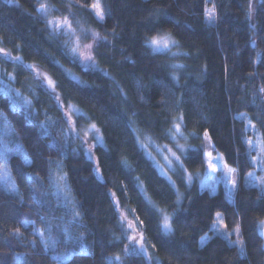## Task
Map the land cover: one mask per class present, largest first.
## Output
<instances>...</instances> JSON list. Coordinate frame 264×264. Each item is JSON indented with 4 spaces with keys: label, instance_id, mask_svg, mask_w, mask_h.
Returning a JSON list of instances; mask_svg holds the SVG:
<instances>
[{
    "label": "trees",
    "instance_id": "obj_1",
    "mask_svg": "<svg viewBox=\"0 0 264 264\" xmlns=\"http://www.w3.org/2000/svg\"><path fill=\"white\" fill-rule=\"evenodd\" d=\"M47 1L70 10L69 20L77 35H81L83 28L108 38L96 50V61L114 79L103 72L84 70L66 54L61 46L64 40L50 32L46 17L38 10L42 0H0V48L8 54L0 53V68L2 72L13 73L17 77L16 84L24 91L26 79L32 72L24 65L40 67L56 81L65 111L76 107L88 114L90 119L82 123H95L104 137L105 146H97L94 150L103 180L98 181L91 174L92 165L83 156L77 159L48 149L45 146L48 141L37 137L38 127L26 125L24 109L13 107L11 100L0 93V141L8 149L5 157L0 146V170L3 166L11 169L12 182L19 185L26 201L20 205L16 200L0 196V261L23 264L14 260L15 252L25 254L29 264H56L50 252L43 253L39 237L36 245H31L9 235L13 228L21 227L24 236L32 239L31 227L20 225L21 219L30 218L36 221L37 227L45 228L36 209L29 207L31 193L26 178L21 175V167L43 179L41 191L51 192L54 188L47 169L57 170L55 163H46V158L51 157L68 173L78 202L77 210L81 212L82 223L87 225V228L78 227L73 231L84 232L90 245V255L74 256L65 264H109L106 257L115 255L121 257L123 264H147L143 257L127 256L124 251L130 242L124 239L118 225L116 201L129 222L136 221V228L152 254V264H157V260L159 264H264V248L261 247L264 237L259 234V220L264 219V197L259 188L245 186L247 173L255 169V164L250 163L254 151L251 156L246 155L248 146L243 139L249 138V131L244 132L243 138L241 135L248 120L264 130V123H261L264 102L260 98L264 94L259 92L264 86V3L252 0L255 12L249 22L246 18L249 0H102L105 20L101 22L90 8L96 0ZM213 4L219 19L215 27H208L203 8ZM154 8L162 10L158 19L149 18ZM252 25H255V32ZM152 28L170 30L186 52L191 53V56L182 53L179 58V64L185 65L183 69L177 65L181 75L179 85L169 78L174 69L168 66V57L153 56L143 47V34H154L150 31ZM113 30L116 35H112ZM17 56L21 57L20 61L9 58ZM53 59L59 64L50 62ZM66 68L77 73L89 87L77 86L68 78ZM33 79L35 93L30 95L32 106L39 112L37 119L44 121L47 109V117L60 120V126L67 128L62 113L53 106L55 101L41 89L34 75ZM121 89L127 93V99ZM161 100L167 103L161 104ZM177 101H180L178 105ZM134 110L138 115H132ZM118 112H126L135 129L137 126L162 143L172 141L164 130L171 127L173 117L181 114L186 125L184 129L188 133L195 131L201 137L192 138L194 144L200 145L207 130L214 150L221 152L226 163L238 170L240 179L234 203L226 199L223 184L212 195L208 189H200L201 180L197 177L190 188L179 173H173L176 182L169 180L154 160L144 154L145 149L136 144L131 129L118 117ZM241 112L248 118L243 122L239 118ZM73 119L78 121L79 127L81 122L75 112ZM58 132L59 127L54 126L53 135ZM59 139L63 143V134ZM17 143L24 145L30 157L40 153L36 156L35 167L25 165L23 158L16 154ZM78 147L72 143L69 151ZM122 160L127 161L129 167H124ZM184 163L190 172L207 169L204 162L184 159ZM137 184L143 186V191ZM177 191L183 197L178 220L173 215L177 213ZM49 199L54 198L50 196ZM149 201L173 216L175 232L171 237H161L158 220L162 218L149 210ZM217 211L223 213L229 231L239 225L246 257H240L236 247L214 234L203 245L200 243L204 234L212 232L209 229ZM41 212L55 217L54 224H61L58 218L65 215L63 208L43 207ZM66 219H70V214ZM140 220L144 221L143 225L139 224ZM53 232L55 234V228ZM57 250L63 253L65 247L61 244ZM110 264H121V261L111 260Z\"/></svg>",
    "mask_w": 264,
    "mask_h": 264
},
{
    "label": "snow or ice",
    "instance_id": "obj_2",
    "mask_svg": "<svg viewBox=\"0 0 264 264\" xmlns=\"http://www.w3.org/2000/svg\"><path fill=\"white\" fill-rule=\"evenodd\" d=\"M73 3H75V0H73ZM261 3H264V0H261ZM76 6L81 7L79 4ZM90 8L93 10L97 20L101 22L105 20V11L100 0H96L95 3H92ZM38 10L46 17L45 23L53 35L57 37L60 35L73 37L71 40H64L62 42L61 46L64 48L67 55H69L74 61L79 62L84 70L103 72L106 77L114 79L111 77L110 73L100 68V65L95 59V55L93 54L96 50H98L101 43L107 42L108 38L106 36H102L98 32H95L91 29L83 28L81 35H77L76 29L72 26V22L69 19L60 17H52L51 19H47L50 11L49 5L47 3H40L38 5ZM51 10L59 11V9L54 7ZM254 12L255 9L252 6V0H249V6L246 12V18L249 22H251ZM110 13L111 9L109 7L108 14L110 15ZM161 13L162 10L160 8H154L150 13L149 18L158 19ZM164 14L166 15V13ZM203 15L205 24L208 27L216 26L219 17L217 15L215 4H213L211 7H204ZM187 27L191 26L187 25ZM252 30L255 32V25H252ZM150 31L154 34H149V32H145L143 34V47L148 49L150 54L153 56L162 55L168 57V66L174 69L169 73V78L174 82V84L179 85L181 75L179 70H177V65L179 66V69L185 68V65L179 64V58L182 53L187 56H191V53L186 52V50L181 46L180 41L173 36L170 30L165 31L162 29L152 28ZM112 35H116L114 30ZM89 38L91 39L92 43H82L83 39ZM253 43H255L254 40ZM0 53H4L6 56L8 55L3 48H0ZM9 58L15 59L17 61L21 60V57L19 56ZM50 62L59 64V62L55 61L54 59ZM24 67L32 70L35 79L41 86V89L46 90L55 101L53 106L62 113V120L65 124H67V128L60 126V120H52L50 117H47V109H45L46 119L44 121L38 120L37 117L39 116V112L36 111L32 106L33 102L24 97L22 94H19L18 90L11 86L9 83V79H11V77L6 79L0 78V93L11 100L13 107L24 109V121L26 122V125L38 127L39 131L37 132V137L38 139L48 141L45 145L48 149L55 150L62 156H75L77 159L80 156H83L92 165L91 174L94 175L98 181H102L103 176L101 174V169L98 166L100 161L99 158L94 155V150L97 148V146H105L104 137L101 134L100 129L95 123L83 124V121L89 120L90 118L88 117L87 113L81 111L80 109L70 108L69 110L65 111L64 103L57 92L58 85L56 81L48 77L47 74L41 73L38 69H35L31 64L24 65ZM60 67L63 69L62 65H60ZM64 71L67 72V70ZM67 75L69 79L76 82L77 86L82 88L89 87L86 81L80 80L71 73H67ZM117 87H120L118 82ZM259 92L264 94V86H261ZM121 94L127 99V93H125L123 89H121ZM260 98L261 101L264 102V95H262ZM141 99H143V97H141ZM37 102H39V100H37ZM165 103H167L166 100H161V104ZM176 103L178 105L180 101H177ZM253 103H255V94L253 95ZM73 112L76 113L79 121L81 122L79 123V127L78 121L73 119ZM117 115L125 122L126 126L131 129L133 136L135 137L136 144H138L141 149H145L144 154L150 159H153L151 154L146 151V146L144 143L139 139V135L137 134L136 129L133 127V120L128 117L126 112H118ZM132 115L135 116L138 115V113L134 110ZM239 118L242 122L248 119L247 114L243 112L239 113ZM261 123H264V120H262ZM54 126L59 127V132L56 135H53ZM184 128H186V125L183 123V115L181 114L172 118L171 127L165 129L164 134L176 143V149L180 155H177L176 152H173L172 156L176 160L181 171L184 173L182 178H186L185 182L187 186L189 188L191 187L193 177L190 173L186 172L184 161L181 159V157L193 162L200 161L206 163L207 169L205 173V179L201 181L200 189H208L212 195H215L217 184L224 183L226 187V199L230 203H234V196L238 188L236 178L238 175L237 169L232 168L224 163L221 155L213 156L211 151H205V143L203 142L200 145L180 144L178 142L179 139L187 140L188 138L184 134ZM253 128L254 125L252 124V121L248 120L247 125H245L241 130L242 138L244 132H247ZM60 134H63L64 136L63 143H61L59 139ZM189 135L194 139H201V137L195 133V131L189 133ZM90 138L91 142H89ZM77 140L79 141V147L71 148L69 151L70 145L75 143ZM203 141H211V136L207 130H205L203 133ZM243 143L248 146L246 155L251 156L252 150H259L260 156L251 157L250 163H256V161L259 159L261 163L258 166L260 167L261 171H264V137L255 141L251 138H244ZM0 146H2L5 157H7V145L0 141ZM16 154L23 158L25 165L32 167L36 166V156L40 155V153H33L30 157L24 145L21 143L16 144ZM46 163L48 165L53 163L57 165L56 171L49 167L46 173L50 179L51 185L54 188V191L51 192L48 190L41 191V188L43 187V179L35 172H29L26 168L21 167V175L22 177L26 178L27 187L31 193L30 199L32 203L29 205V207L36 209L37 214L40 216L41 222L45 224V228L42 230L41 228L37 227L36 221L30 218L21 219L19 221L20 225L31 227L33 233L32 239L28 240L27 237L24 236L21 227L13 228L9 235L17 238L21 243L27 242L31 245H36V238L39 237L40 247L42 248L43 253L50 252L51 258L56 262V264H65L66 261L72 259L74 256H87L91 254L89 252L90 245L87 243V235L84 232L73 231L74 228L78 227L87 228V225L82 223L81 212L77 210L78 202L76 201L73 194L68 173L63 172L61 163L59 161L53 160L51 157L46 158ZM121 164L126 168L129 167L127 161L122 160ZM216 172L221 173V175H213V173ZM37 184H39L40 187H37ZM245 186L259 188L261 197H264V175L257 176L254 171L248 172L247 176L245 177ZM137 187L143 191L142 185L137 184ZM172 187L175 188V185L172 184ZM0 196H6L10 200H16L20 205H23L26 202L20 192L19 185L14 182H5L3 187L0 188ZM50 196L54 199H49ZM145 199L147 198L145 197ZM182 199L183 197L177 191V197L175 201L177 213L173 214L177 220L179 219V211H182L180 208ZM115 203L117 205V212L119 215L118 225L120 226L121 231L124 233V239H127L130 242L129 245H126L124 249L126 255L143 257L144 260L147 261V264H152V254L148 251L149 246L145 244L143 235H128L129 232L138 233L136 221L129 222L127 215H125L119 209V202L116 201ZM148 203L149 210L153 211L154 214H158V216L162 218L158 220V228L160 230L161 237H171L175 232L173 227V216H169L165 214L162 209L151 205L150 201ZM43 207H49L50 209L63 208L65 215L58 218L60 221H62V223L54 224L53 219L56 218H50L49 216L44 215L41 212ZM69 214L70 219H66V216ZM222 216V212H215L216 219L213 221L209 230L212 231L214 235L227 240L229 245L236 247L240 257H246L247 253L245 250V241L241 236V229L239 225H237L232 231H227L228 225L224 223L223 219H221ZM143 223V220L139 221L140 225H143ZM54 228L56 230L55 234L53 232ZM45 232L48 233L47 236L44 235ZM259 234L261 237H264V219L259 220ZM233 235H235V239H232ZM114 239H119V237H115ZM206 239H211V237H202V245ZM61 244L65 247V252L63 253H60L57 250ZM76 247L79 248L78 252L75 251ZM151 247L155 248V245H151ZM261 247L264 248V245ZM13 256L15 261H22L23 264H29L25 254L14 252ZM106 259L109 261V264L111 260L121 261V264H123V261L119 255L106 257ZM0 264H3V261H0ZM157 264H159L158 260Z\"/></svg>",
    "mask_w": 264,
    "mask_h": 264
},
{
    "label": "rangeland",
    "instance_id": "obj_3",
    "mask_svg": "<svg viewBox=\"0 0 264 264\" xmlns=\"http://www.w3.org/2000/svg\"><path fill=\"white\" fill-rule=\"evenodd\" d=\"M100 2L102 4V6L104 7V2L102 0H100ZM42 3H47L49 5L50 11H49V15L47 16L48 19H51L52 17H60V18L70 19L69 18L70 11H69L68 8L64 9V8H61L60 6L52 5L47 0H42ZM53 7L56 8V9H59V11H52L51 9ZM57 13L59 15H56ZM60 36L62 37L63 40H71V39H73V37H69V36H66V35H60ZM82 43L88 44V43H92V41L91 40H82ZM93 54L95 55V59H96V51ZM33 67L35 69H39V71L41 73L47 74V76L52 79L51 75L47 71L41 69L38 66H33ZM66 70H67L68 73H71L72 75H74L75 77H77V78H79L81 80V77L77 73H74L72 70H70L68 68H66ZM8 77H11V79H9V83L11 84V86L13 88L17 89L19 94H22L24 97H26V98H28L29 100L32 101V97H31L30 93H35L34 87H33V83H32V82H34L33 81L34 80L33 79V72H31V76H28V78L26 79L27 87L25 88L24 91H23V89L21 87H19L16 84L17 77L13 73H6L4 71L2 72L1 68H0V78H5L6 79ZM71 108H76V107H71ZM89 123H93V122L89 121L86 124H89ZM252 124L254 125L253 122H252ZM135 127H136L137 134L139 135V139L146 146V151L151 154V157L153 158L155 164L160 169V171H162V173L164 175H165V172H166V176L168 178H170V180L173 181V182H176L175 177L173 176V173H176V174L179 173L182 176H184V173L181 171V169L179 168V165L177 164L176 160L172 156L173 152H176L177 155H180V153L176 149V143L173 142V141H171L170 143L159 142L155 138H153L150 134H147V133L143 132L137 126H135ZM183 130H184L185 136H187L188 138H187V140L179 139L178 142L180 144H193V145H196V144H194L192 142V136H190L189 133L185 129H183ZM262 137H264V130L263 131L259 130L255 125H254L253 129L249 130V138L253 139L254 141L255 140H259ZM0 140H2V139L0 138ZM202 142L205 143V151H211L213 153V156L221 155L222 159H223V162L226 163L223 154L221 152H219V151L216 152L214 150L212 140L205 142V141H203V136H202V140H201L200 144ZM74 145H79V142L78 141L75 142ZM253 151H254L253 157H259L260 156V153H259L258 149H255ZM181 159H183V161H184V157H181ZM260 163H261V161L259 159L256 161V163H254L255 164V169L253 171L255 172V174L257 176L264 175V171H261L260 167L258 166ZM227 165H229V164H227ZM229 166L232 167V168H235L232 165H229ZM184 167H185L186 172H188V173H190L192 175L193 179L196 178V177L199 180H201V181L203 179H205L206 170L203 171V172L202 171L190 172L188 170V168L185 166V163H184ZM235 169H237V168H235ZM253 171H251V172H253ZM237 173H238V170H237ZM213 175L220 176L221 173L216 172V173H213ZM12 178H13V176H12L11 169L9 167H7V166H3L1 168V170H0V183H1V186L3 187L5 182H12ZM236 178H237V185H238V182H239V179H240L239 173H238ZM184 179H186V178H184ZM220 184H223L225 186L224 183H219L216 186L217 190L219 189ZM163 212L165 214L171 216V214L167 213L166 211H163ZM221 219H223L224 223H226L225 219H224V215L221 217ZM227 231H229L228 228H227ZM212 235H213V232H208V233L204 234L202 237H211ZM232 239H235V238H232ZM206 241H208V239H206L205 242ZM200 243H201V239H200Z\"/></svg>",
    "mask_w": 264,
    "mask_h": 264
},
{
    "label": "water",
    "instance_id": "obj_4",
    "mask_svg": "<svg viewBox=\"0 0 264 264\" xmlns=\"http://www.w3.org/2000/svg\"><path fill=\"white\" fill-rule=\"evenodd\" d=\"M137 234H141V233H140V232H138ZM137 234H136V235H137Z\"/></svg>",
    "mask_w": 264,
    "mask_h": 264
}]
</instances>
